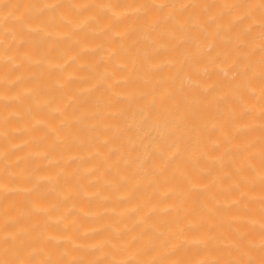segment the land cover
<instances>
[{
  "label": "bare ground",
  "instance_id": "1",
  "mask_svg": "<svg viewBox=\"0 0 264 264\" xmlns=\"http://www.w3.org/2000/svg\"><path fill=\"white\" fill-rule=\"evenodd\" d=\"M0 264H264V0H0Z\"/></svg>",
  "mask_w": 264,
  "mask_h": 264
}]
</instances>
